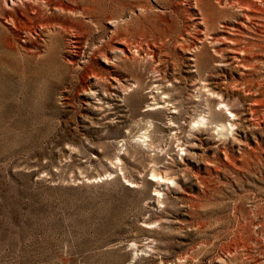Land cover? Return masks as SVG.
<instances>
[{
	"label": "rangeland",
	"instance_id": "374dc122",
	"mask_svg": "<svg viewBox=\"0 0 264 264\" xmlns=\"http://www.w3.org/2000/svg\"><path fill=\"white\" fill-rule=\"evenodd\" d=\"M0 264H264V0H0Z\"/></svg>",
	"mask_w": 264,
	"mask_h": 264
},
{
	"label": "bare ground",
	"instance_id": "6f19581e",
	"mask_svg": "<svg viewBox=\"0 0 264 264\" xmlns=\"http://www.w3.org/2000/svg\"><path fill=\"white\" fill-rule=\"evenodd\" d=\"M199 122H201V120H199Z\"/></svg>",
	"mask_w": 264,
	"mask_h": 264
}]
</instances>
